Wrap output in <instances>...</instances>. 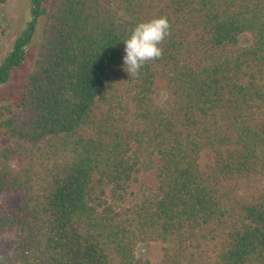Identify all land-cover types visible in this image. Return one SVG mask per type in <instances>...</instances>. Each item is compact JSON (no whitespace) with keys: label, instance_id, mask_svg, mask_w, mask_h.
<instances>
[{"label":"trees","instance_id":"obj_1","mask_svg":"<svg viewBox=\"0 0 264 264\" xmlns=\"http://www.w3.org/2000/svg\"><path fill=\"white\" fill-rule=\"evenodd\" d=\"M30 2L38 51L0 122V198H18L0 203V238L16 244L0 264H151L137 253L150 242L166 245L161 264H264V0ZM161 16L162 57L130 76L123 41ZM142 171L155 189L119 211Z\"/></svg>","mask_w":264,"mask_h":264},{"label":"rangeland","instance_id":"obj_2","mask_svg":"<svg viewBox=\"0 0 264 264\" xmlns=\"http://www.w3.org/2000/svg\"><path fill=\"white\" fill-rule=\"evenodd\" d=\"M53 0H43V5L48 6ZM159 3V0H156ZM32 3L30 0H7L0 7V17L2 21V31L0 32V66L13 50L16 40L27 31L30 22L35 20L36 29L30 32L29 45L25 46V59L18 67H12L6 82L0 83V122L8 116H15L18 113L17 104L22 95V85L24 78L32 69L39 46V30L42 27V18L32 15ZM158 5V4H157ZM196 35L189 37V42L196 39ZM245 42V40H244ZM155 99L159 105H164L170 98L167 84L164 76L159 74L156 80ZM9 110V112H8ZM7 139L3 135V129L0 128V145L6 143ZM144 160V159H143ZM200 166L203 171H208L214 164V155L210 151H204L201 154ZM137 181L131 183L129 192L133 195L127 197V202L122 208H130L136 199H139L143 192L155 189L157 182L155 173L142 171L137 175ZM241 194V193H240ZM244 194V193H242ZM0 203L7 207L16 206L18 198L14 195H5L0 198ZM165 244L161 242L139 243L137 248L138 256L144 260H149L151 264H161L164 256ZM16 254V244L14 236L11 233H5L0 238V258L10 260Z\"/></svg>","mask_w":264,"mask_h":264},{"label":"clouds","instance_id":"obj_3","mask_svg":"<svg viewBox=\"0 0 264 264\" xmlns=\"http://www.w3.org/2000/svg\"><path fill=\"white\" fill-rule=\"evenodd\" d=\"M170 27L166 16L135 25L123 41L125 44L123 63L125 71L130 76H138L147 62L162 57L163 49L160 45L170 35Z\"/></svg>","mask_w":264,"mask_h":264}]
</instances>
